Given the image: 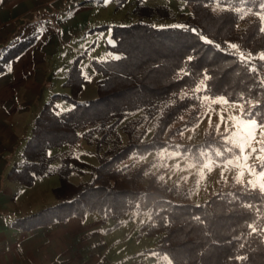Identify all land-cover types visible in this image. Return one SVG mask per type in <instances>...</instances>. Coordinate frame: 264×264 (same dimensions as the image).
Segmentation results:
<instances>
[{"label": "trees", "instance_id": "1", "mask_svg": "<svg viewBox=\"0 0 264 264\" xmlns=\"http://www.w3.org/2000/svg\"><path fill=\"white\" fill-rule=\"evenodd\" d=\"M125 1L118 0L116 6ZM180 3L187 12L176 18L163 4H136L131 10L135 21L99 27L109 29L113 42L106 49L115 57L94 62L102 74L94 99L75 101L83 77L75 64L70 66L64 81L70 95L63 98L73 106L57 112V95L42 105L22 161L7 175L24 186L56 175L54 202L15 219V226L28 229L87 213L115 221L147 216L146 234L158 235L151 250L173 264H264V234H252L248 227L264 228V198L257 192L231 184L194 205L159 180L151 171L152 162L139 159L149 150L172 147L174 137L196 123L201 96L243 104L247 118L264 122V62L248 57L247 65L240 58L241 53L264 52V32L259 31L264 1ZM153 20L168 23L154 25ZM197 86L203 91H196ZM148 127L152 136L144 140ZM81 141L97 159L91 169L73 153ZM222 145L209 133L199 144L180 150L200 162L206 151ZM61 146L66 150L49 154ZM84 173L88 178L80 179ZM240 256L247 259H237Z\"/></svg>", "mask_w": 264, "mask_h": 264}, {"label": "crops", "instance_id": "2", "mask_svg": "<svg viewBox=\"0 0 264 264\" xmlns=\"http://www.w3.org/2000/svg\"><path fill=\"white\" fill-rule=\"evenodd\" d=\"M117 1L0 0V264H146L143 257L153 260L151 248L125 255L114 247L120 240L114 237L116 230L123 223L134 228L139 221L105 220L87 213L82 218L70 216L28 229L13 224L15 219L31 213L25 214L24 206L17 200L16 189L20 184L7 176L9 169L22 161L28 138L18 143L19 121L28 115L27 126L31 130V118L57 95L50 92L53 85L49 76L60 73L58 84L67 90L64 81L72 62L65 68L63 60L89 44L95 33H100V26L126 24L120 15H112L120 7L126 18L135 21L137 17L131 10L136 4H163L173 11L172 5L180 3V0H126L116 6ZM43 94L40 105L38 100ZM36 107L37 113L33 115Z\"/></svg>", "mask_w": 264, "mask_h": 264}, {"label": "rangeland", "instance_id": "3", "mask_svg": "<svg viewBox=\"0 0 264 264\" xmlns=\"http://www.w3.org/2000/svg\"><path fill=\"white\" fill-rule=\"evenodd\" d=\"M172 9L175 18L179 17V14H185L187 12L186 8L181 6V3L172 5ZM123 12L125 11L120 7V10L118 9L114 13L112 12V15H120L121 19L124 18L123 22L125 23H129V19L133 21L132 17L126 18ZM260 21L261 27L264 26V21L261 19ZM110 42H113L110 37V31L100 29V33H95L89 44L77 50L78 52L70 53L68 60H63L65 68L70 61L79 68L80 74L83 77V83L75 96V101L84 102L96 97V81L102 77V74L94 68V62L115 57L114 53L106 49V45L111 44ZM60 76V73L58 75L57 73L54 74L52 78L49 76V80L52 82L51 86L53 85V88H51L53 90L50 92L57 94V96L53 98V105L57 112L68 110L73 106L72 103L63 98V95H70V89L68 88L66 90L61 87L60 82L58 84V81H61ZM60 95H62V97ZM44 97L45 95L43 94L40 97L41 99L38 100L39 103L41 102L40 105L44 101ZM213 99L215 101H220L221 99L225 100L223 97L208 98L206 96H201L199 119L192 126L182 129L176 137H174L171 142L173 145L172 147L149 150L139 157L142 161L152 162L151 171L157 174L159 180L166 185L172 186L173 189L178 191L180 196L183 195L187 202L194 205L203 203L210 196L227 188L231 184L247 185L249 180L257 179V177L249 175L247 171L244 170L245 174L241 177V182L237 183V177L242 169L237 167L235 163L228 164L224 167L221 166L229 155V153L224 152V149L225 147H230V145L226 146L223 144L220 148L215 147L212 148L211 151H206V156L200 162L193 160L191 157L181 152L180 147L197 145L203 141L206 134L212 133L214 137H219L223 140L237 131L236 127L227 122L220 125L219 114L224 113L226 116L239 117L241 116L239 104L231 101L226 105L213 103ZM36 108L33 115L37 113L38 108ZM205 113H207V115H205ZM209 116L211 117V122H209ZM33 117L31 119H33ZM20 120V129L17 131L18 143L24 142V137H28L30 134V125L27 126L30 117L25 115L22 116ZM24 122L25 125L23 127L22 123ZM218 125H220V127L217 132ZM261 131H264V129H261ZM151 136L152 130L148 127L143 139L148 140ZM255 146L259 147V145ZM65 150L66 146H61L51 148L48 152L49 154L58 155ZM218 151L224 152V155L218 156ZM73 153L88 165V169L97 165V159L92 148L84 142L81 141L78 146L73 149ZM13 158H16V155H14ZM248 163L257 165L259 162L253 158L249 160ZM204 165H208V167H204ZM87 178V173L80 176V179L83 180ZM73 179L77 180L76 177H73ZM57 183L58 180L56 175L52 174L38 178L30 186L19 185L16 189L18 190L19 197L17 200L19 201V205L22 204L24 206V213H33L53 203L54 197L51 189L57 185ZM174 201L177 202L179 199H175ZM147 218V216H134L132 218L125 216L120 218L119 220L122 221H139V223L138 225L135 224L134 228H128L123 223L115 232L114 237L120 240L114 247L125 255L136 252L137 249L140 248L153 249L157 243L158 235L146 234L144 227ZM151 249H149V251H152ZM154 254L157 253L153 252L150 254L151 258H153V260L150 261L147 260L146 257H143L144 261L146 260V264H168L165 255L159 257L160 254H158L157 257V255L155 256Z\"/></svg>", "mask_w": 264, "mask_h": 264}, {"label": "snow or ice", "instance_id": "4", "mask_svg": "<svg viewBox=\"0 0 264 264\" xmlns=\"http://www.w3.org/2000/svg\"><path fill=\"white\" fill-rule=\"evenodd\" d=\"M264 7V5H262ZM260 19L264 21V15L260 16ZM196 31V29H192ZM259 31L264 32V26L260 27ZM203 39V37H201ZM211 44L212 41H205ZM111 43V42H110ZM229 48L237 49L236 44H230ZM248 57L258 58L261 62H264V52L254 55L253 53H248L245 56L241 53V60L243 63L250 65L251 61ZM191 61L192 57L188 58ZM252 71H256L255 68ZM186 75V73H185ZM203 79L207 80L208 77L205 75ZM196 91H203L201 86H197ZM213 103L229 104V101L221 99L220 101H215ZM241 108V116H226L224 113L219 114L220 125L226 122L230 125L236 127L237 131L233 132L227 139H223L222 143L224 145H230V147H225L224 152L229 153L228 157L224 160L222 167L228 164L235 163V165L242 169L239 176L237 177V183L241 182V177H243L244 170L247 171L249 175L257 177L256 180H249L247 186H245V191L257 192L260 197L264 198V122H260L256 119H248V113L243 104L239 105ZM207 115V113H205ZM209 122H211V117H208ZM220 125L217 126V132L219 131ZM255 145H259L256 147ZM224 152H217L218 156H223ZM255 158L259 163L257 165L249 164L248 161ZM208 167V165H204ZM162 179V178H161ZM248 227L251 229L252 234H256L258 231L264 234V228L258 229L252 224ZM243 247V245H241ZM168 260V264H173V260L165 257ZM239 260H245L247 257L240 256L237 257Z\"/></svg>", "mask_w": 264, "mask_h": 264}]
</instances>
